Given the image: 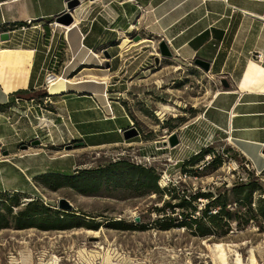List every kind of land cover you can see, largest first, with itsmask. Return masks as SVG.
Wrapping results in <instances>:
<instances>
[{
    "label": "rangeland",
    "instance_id": "374dc122",
    "mask_svg": "<svg viewBox=\"0 0 264 264\" xmlns=\"http://www.w3.org/2000/svg\"><path fill=\"white\" fill-rule=\"evenodd\" d=\"M44 1L48 10L61 13L52 20L59 42L56 48L53 45L50 54L55 53L57 62L55 66L51 64L54 69L47 68L56 74L44 79L39 93H48L49 84L51 92L56 93L65 88H78L75 84L91 82L87 84L93 85L86 86L87 89L103 88V99L107 95L124 107L130 118V125H125L127 129L135 128L137 134L128 140L124 138L123 143L99 148L88 147L80 139L69 142V147L49 145L44 153L26 158L33 168L42 169L28 186L22 175L8 166L0 176V184L4 182L5 188L12 184L24 186L28 190L26 193H0L8 203H19L9 212L8 204L0 202V210L5 214L0 217V264H215L210 247L215 243L225 244L230 264H238L237 254L242 264H252V251L257 264H264V170L247 167L245 160L230 148L224 133L209 122L206 110L217 80L200 66L198 69L184 68V73L176 78L163 79L161 67L172 63L170 57L162 56L159 46L155 47L158 49L156 55L152 47L137 46L145 42L139 29L126 34L130 47L123 61L117 63L118 59L115 62L107 59V54L114 55L113 48L100 46L91 52L81 42L78 47L64 43L61 38L65 33L69 35L78 30L80 23L73 24L75 18L79 22L94 17L101 20L107 8L111 7V13L114 8L108 7L110 0H67L66 4L60 0ZM70 19L72 22L67 24ZM132 24L137 26L136 20ZM35 30L33 26L15 35L17 38L29 35L34 39ZM5 45V41L0 40V55L14 52L15 72L21 68L23 58L31 64V51H10ZM139 51L146 57L144 71L137 69L139 63L130 62ZM118 63L122 68L120 74ZM48 65L49 60L46 67ZM6 68L0 62V83L4 87L12 90L27 85V77L21 74L8 79ZM123 123L124 120L118 121V125L124 126ZM43 131L47 134L46 129ZM173 134L179 139L175 146L170 144ZM118 135L117 132L110 134L111 137ZM26 144L29 148L22 149ZM37 146L25 142L20 148L27 152ZM3 148L5 145L0 146V152ZM197 154V159L188 162ZM216 156L222 160L220 166L211 163ZM183 164L190 171H185ZM138 166L154 170L161 192L143 186ZM85 170L92 171L91 176L94 174L98 178L97 185L87 187L85 192L66 184L55 189L42 184V181L58 178L51 174L64 175L68 179L73 173ZM81 180L82 177H77L70 181L81 184ZM95 183L93 180L83 185ZM247 183L256 189L251 206L235 202L232 194L234 186ZM199 192L212 193V197L203 195L193 202L199 211L218 198L228 201V208L233 212L232 219L218 221L220 226L213 228L211 236H199L192 229L178 226L172 218L180 210L167 206L179 201L175 196L186 195L189 199ZM61 198H66L79 215L80 220L70 217L78 226L45 230L34 223L32 227L20 228L18 216L27 203L36 200L58 208ZM219 209L212 207L209 214L214 215ZM226 221L229 226H224ZM6 225L8 227L1 228Z\"/></svg>",
    "mask_w": 264,
    "mask_h": 264
},
{
    "label": "crops",
    "instance_id": "0c3cea01",
    "mask_svg": "<svg viewBox=\"0 0 264 264\" xmlns=\"http://www.w3.org/2000/svg\"><path fill=\"white\" fill-rule=\"evenodd\" d=\"M44 3V0H0V33L10 34L5 48L32 52L31 64L23 58L16 72L14 52L0 55L8 79L15 74L27 77L25 87L12 90L0 83V143L5 144L0 152V176L10 166L22 175L27 186L42 171L26 161L28 156L44 153L49 145L67 146L76 139L91 148L117 145L124 140L120 130L130 125L127 111L118 102L111 100L112 112L108 111L102 98L103 88L87 89L86 86L93 85L87 84L91 82L56 93L51 92L49 84L48 93H39L44 79L56 74L47 68L54 69L57 62L55 53L50 54L53 45L56 48L59 42L52 20L61 13L48 10ZM107 5L114 8L112 13L110 7L101 14V20L94 17L81 21L78 30L65 33L61 41L76 47L81 42L92 50L100 46L113 48L114 55L107 54V59L114 62L118 59L117 63L123 61L130 47L126 34L139 29L145 42L137 46L154 48L156 52L151 54L156 55L155 47L160 42L168 44L172 52L168 59L172 63L161 67L160 76L166 80L183 74L184 68L198 69L195 62L198 58L205 60L209 70L204 71L217 80L206 110L209 122L224 133L238 156L255 170L263 171L264 0H110ZM133 20L137 28H133ZM23 23L26 25H20ZM33 26L37 29L34 39L15 35ZM11 33L16 37H11ZM137 54L130 62L139 63L137 69L144 71L146 57L140 51ZM121 69L118 63V74ZM106 88L109 90L108 85ZM20 90L26 92L18 94ZM39 104L44 108H39ZM49 107L52 109H46ZM119 120L125 121L124 126L118 125ZM44 129L49 133L43 134ZM115 132L120 135L111 137ZM35 140H40L39 147H34L37 149L21 150V144ZM6 152L8 156L2 157ZM3 183L0 191L26 193L28 190L13 184L5 188Z\"/></svg>",
    "mask_w": 264,
    "mask_h": 264
},
{
    "label": "trees",
    "instance_id": "16d2710c",
    "mask_svg": "<svg viewBox=\"0 0 264 264\" xmlns=\"http://www.w3.org/2000/svg\"><path fill=\"white\" fill-rule=\"evenodd\" d=\"M20 25H26V23L20 24ZM26 91H18L17 93H23ZM199 157V154L195 155L192 159L188 160V162L194 161ZM221 158L215 157V159L211 163H215L218 166L221 165ZM119 163V162H116ZM185 171L187 168L185 167V164H183ZM140 169V175H141V183L143 181V186L148 188L150 191L154 192H161V189L157 185L158 176L155 174L154 170L152 168H146V167H137ZM92 171L85 170L84 172H78L73 173L71 176L65 178L64 175L60 174H51V176H56L58 178H53L51 180H45L42 181V184L49 185L52 189H55L59 187L60 185H71L75 187L77 190L81 192H85L87 187H95L97 185V177L93 174L91 176ZM102 172V171H100ZM134 176V175H132ZM82 177L81 184L75 183L74 181H70L73 178ZM96 181V183L93 186L90 185H83V183H88L91 181ZM175 190L176 188L173 187ZM256 190L251 183L247 184H240L234 186L232 188V194L235 196V202L241 203V205H247L251 206L253 202V192ZM4 191H0L2 193ZM172 192V190H170ZM180 195V194H179ZM206 197H212V193L210 194H202V193H196L192 195L191 198L187 199L188 196L182 195V196H175V198H178L179 201L175 204L168 203L167 206L171 207L173 209H179V213L176 214L174 218H172V221H177V225L181 227H186L189 229H192L194 233H196L199 236H211L214 234L213 228H217L220 226L219 222H222L223 219L230 220L233 217V212L228 208V201L223 200L220 201L218 198H216L213 202H209L207 207L205 209H202L201 211L198 210V207L196 204H193L195 200L202 196ZM4 204L7 203L6 207L9 212H12L11 207L12 206H18L19 203L15 204L16 202L8 203L7 198L4 196H0ZM40 200L44 203V200L40 198ZM46 205V206H45ZM42 204L39 203L36 200H32L29 203L25 205V208L20 211V215L18 216L19 220V226L20 228H29L34 226V223H38V225L45 229H68L78 226L76 222L71 221L70 217L75 216L78 217L73 210L65 211L58 208H52L48 204ZM212 207H219V211L212 215L209 214V211ZM198 212L200 215L197 216L195 213ZM0 217L4 216L5 214L0 210ZM176 213V211H174ZM80 220V217H78ZM208 221V225H207ZM229 222H225L224 226H229ZM116 225H119L120 222H115ZM3 227H8L2 226Z\"/></svg>",
    "mask_w": 264,
    "mask_h": 264
},
{
    "label": "water",
    "instance_id": "95a60500",
    "mask_svg": "<svg viewBox=\"0 0 264 264\" xmlns=\"http://www.w3.org/2000/svg\"><path fill=\"white\" fill-rule=\"evenodd\" d=\"M69 15V14H67ZM72 22V20L70 19L67 24H70ZM10 38V34L9 32L7 31H3L2 33H0V39L2 41H5V40H8ZM136 40H139V37L136 38ZM159 52L162 56H167V57H171L172 56V52L168 46V44L165 42V41H162L160 42L159 44ZM158 61V60H157ZM196 64L202 68H204L205 70H209V63L206 62L205 60L203 59H197L196 61ZM137 134L135 128H128L125 130L124 132V138L126 140L130 139L132 136H135ZM179 143V139L177 138V135L176 134H173L171 136V140H170V144L171 146H175ZM40 144V140H35L32 142V145H39ZM70 145L66 146V147H69ZM29 148V145H23L22 146V149H28ZM263 153H264V149H263ZM8 154V152H6V155ZM58 209H66V210H72L73 209V206L72 204L66 199V198H61L59 200V207ZM136 221L139 222L140 221V218L137 217L136 218Z\"/></svg>",
    "mask_w": 264,
    "mask_h": 264
},
{
    "label": "bare ground",
    "instance_id": "6f19581e",
    "mask_svg": "<svg viewBox=\"0 0 264 264\" xmlns=\"http://www.w3.org/2000/svg\"><path fill=\"white\" fill-rule=\"evenodd\" d=\"M67 12H69V11H67ZM79 23H80L79 20L75 18L73 24H79ZM133 28H137V26L134 24ZM52 77H55V76H52ZM56 81H57V79H56ZM164 108L167 109V110L169 109L168 106H165ZM210 247L212 248V250L214 252V255L212 257H213V261H214L215 264H230L229 259L227 257V253L228 252L226 253L225 244H223V243H215L214 245H211ZM229 249H230V246H229ZM251 260H252V264H257L256 256H255L253 251H252V254H251ZM236 261H237L238 264H242V260H241L240 254H237Z\"/></svg>",
    "mask_w": 264,
    "mask_h": 264
},
{
    "label": "built area",
    "instance_id": "2783aa9c",
    "mask_svg": "<svg viewBox=\"0 0 264 264\" xmlns=\"http://www.w3.org/2000/svg\"><path fill=\"white\" fill-rule=\"evenodd\" d=\"M89 51L93 52L91 49H89ZM104 99H105V102H106L105 105H106L108 111H109V112H112V106H111V100H112V99L109 98L107 95L104 96ZM38 107H39V108H44V106H42L41 104H39ZM28 109H30V108H28ZM42 120H43V119H42ZM125 130H126V129H124V130H120V132H121V133H124ZM47 132L49 133V131H47ZM38 139H39V137H38ZM4 145H5L4 143H2V142L0 143V146H1V147L4 146ZM247 167H249V168L251 167V169L255 170V169L253 168V166L250 165V164H247ZM256 171H257V170H256Z\"/></svg>",
    "mask_w": 264,
    "mask_h": 264
}]
</instances>
